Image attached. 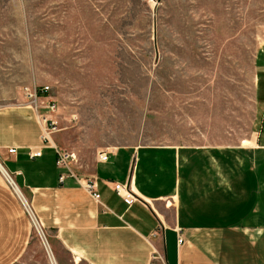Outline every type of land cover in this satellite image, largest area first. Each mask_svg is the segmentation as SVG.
<instances>
[{"label":"rangeland","instance_id":"1","mask_svg":"<svg viewBox=\"0 0 264 264\" xmlns=\"http://www.w3.org/2000/svg\"><path fill=\"white\" fill-rule=\"evenodd\" d=\"M263 43L264 0H0V109L49 88L81 180L119 147H240ZM31 231L17 264H52Z\"/></svg>","mask_w":264,"mask_h":264},{"label":"crops","instance_id":"2","mask_svg":"<svg viewBox=\"0 0 264 264\" xmlns=\"http://www.w3.org/2000/svg\"><path fill=\"white\" fill-rule=\"evenodd\" d=\"M255 86L251 145L101 153L87 175L99 202L57 166L62 135L43 140L42 120L55 114L31 105L0 109V161L41 222L57 259L51 263L264 264V43ZM116 184L131 186L139 202L128 207ZM31 244L23 208L0 177V264H17Z\"/></svg>","mask_w":264,"mask_h":264},{"label":"built area","instance_id":"3","mask_svg":"<svg viewBox=\"0 0 264 264\" xmlns=\"http://www.w3.org/2000/svg\"><path fill=\"white\" fill-rule=\"evenodd\" d=\"M27 97L30 101H32L31 106L35 107V109H39L40 107L45 108L49 113L56 114L57 113V105L54 101L49 100L47 103L44 104V102H40V99L42 97H47L46 94L49 91V88H44L42 92H38L37 89L34 90H27ZM48 98V97H47ZM49 99V98H48ZM44 129H43V140L46 142H51L50 139L54 133L57 132V126L56 123L52 120H47L44 118ZM8 153L10 155L16 154V149H9ZM58 161L57 166L60 169H63L67 171L71 176L75 177L74 174L71 173L70 169L68 168L69 160L72 159L69 155L62 154L58 152ZM32 158H39L41 157V153L37 152L35 154L31 155ZM100 160L103 162H106L108 160L107 155H102L100 157ZM0 177L8 187L9 191L12 193V195L17 199V201L20 203V205L23 208V211L28 219V222L30 224V227L33 228L40 241L42 242L44 248L46 251H48V239L46 236V233L44 231L43 226L41 225V222L39 221L36 213L34 212V209L32 207V204L28 201V199L25 197L22 189L18 186L16 182V176L15 174L9 172L6 167L3 165V163L0 161ZM65 179V176H61V181ZM80 183V186L96 201H100V195L97 191V184L95 181L91 179L86 180H78ZM115 192L118 194V196L123 200V202L128 206L132 207L134 204L139 202L138 198L132 191L131 186L129 185H120L116 184L114 186ZM179 243H182V240L179 239ZM48 253V252H47ZM49 256V255H48ZM160 259V258H159Z\"/></svg>","mask_w":264,"mask_h":264},{"label":"bare ground","instance_id":"4","mask_svg":"<svg viewBox=\"0 0 264 264\" xmlns=\"http://www.w3.org/2000/svg\"><path fill=\"white\" fill-rule=\"evenodd\" d=\"M243 146H249V145H251L248 141H244L243 142V144H242ZM48 248H49V246H48ZM48 254H49V249H48ZM49 258H50V260H51V257H50V255H49Z\"/></svg>","mask_w":264,"mask_h":264}]
</instances>
